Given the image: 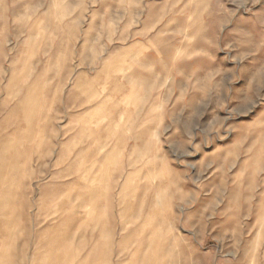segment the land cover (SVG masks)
<instances>
[{
	"label": "rangeland",
	"instance_id": "1",
	"mask_svg": "<svg viewBox=\"0 0 264 264\" xmlns=\"http://www.w3.org/2000/svg\"><path fill=\"white\" fill-rule=\"evenodd\" d=\"M0 264H264V0H0Z\"/></svg>",
	"mask_w": 264,
	"mask_h": 264
},
{
	"label": "bare ground",
	"instance_id": "2",
	"mask_svg": "<svg viewBox=\"0 0 264 264\" xmlns=\"http://www.w3.org/2000/svg\"><path fill=\"white\" fill-rule=\"evenodd\" d=\"M113 74V73H112Z\"/></svg>",
	"mask_w": 264,
	"mask_h": 264
}]
</instances>
